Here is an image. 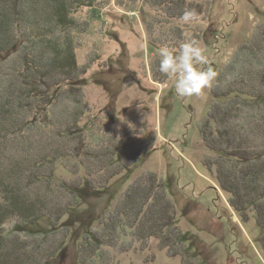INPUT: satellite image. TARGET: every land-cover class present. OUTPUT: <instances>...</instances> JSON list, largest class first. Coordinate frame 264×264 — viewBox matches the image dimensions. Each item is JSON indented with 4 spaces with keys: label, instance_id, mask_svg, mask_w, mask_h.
<instances>
[{
    "label": "rangeland",
    "instance_id": "obj_1",
    "mask_svg": "<svg viewBox=\"0 0 264 264\" xmlns=\"http://www.w3.org/2000/svg\"><path fill=\"white\" fill-rule=\"evenodd\" d=\"M119 1L124 0H112L95 17L88 9L79 11V23L70 25L67 32L53 28V21L43 20L35 28L22 21V29H9L0 37L9 44H18L0 55V97L35 96V91L24 87L18 77L24 74L22 77L31 83L30 73L22 72L26 56L40 54L47 42L68 50L72 44L68 60L75 56L76 73L86 70L73 84L76 89L69 84L53 89L54 102L38 115L41 119L49 114L54 121L57 119L59 127L41 126L8 142L15 147L13 151L18 148L21 154H32L39 161L42 158L41 171L45 175L40 177V190L49 192L45 199L52 212L68 203L75 206L66 210L59 234L58 230L50 233L48 219L22 228L15 227L13 218L19 217L12 216L5 228L7 236L12 237L9 243L28 256L30 251L35 255V248L37 254L44 252L42 257L51 255L58 243L66 244L45 264H81L84 252V264H264V229L252 209L240 213L232 207V196L218 181L219 166L210 165L218 154L203 139L206 124L211 123L216 131L225 128L210 121L209 114L220 117L214 107L218 105V111L232 108V100L218 101L215 92L242 79L239 74L243 68L249 74L264 71V0H194L204 3L205 13L199 19L167 24H159L162 17L143 0L130 5ZM29 5L22 3L29 13L28 20L40 21L37 17L41 13L32 14ZM86 22L90 26L84 32ZM177 26L186 36L197 37L208 60L201 67H211L217 73L212 85L199 96L179 97L175 78L158 70L160 47L181 44L176 40ZM45 29L51 33H44ZM250 58L253 63L244 66ZM50 69H54L53 75L60 74L58 69ZM233 102H238V108L226 128L237 136L235 129H244L246 124L245 146L263 148L264 98ZM9 111L18 113L17 109ZM83 135L86 139L82 142ZM115 143L116 161L110 166L114 155H105L110 154L107 146ZM50 146H62L65 152L48 157L53 154L48 153ZM138 148L145 153L132 167L125 168V162ZM5 158L0 154V171ZM227 162L221 165L227 168L235 164L233 160ZM228 169L238 172L233 166ZM114 171L118 175L111 178ZM152 176L158 179L155 203L142 209L136 221L129 211L128 220L122 219L128 193L138 181L146 182ZM30 179L33 182L35 177ZM87 179L94 182L96 190ZM80 183L83 186L78 202L71 187ZM31 184L28 186L38 185L37 179ZM25 191L30 193V189ZM3 203L6 206L7 201ZM151 211L157 212L158 220H168L175 214L174 224L165 226L158 235L152 230L150 234L146 227ZM180 232L183 234L179 240ZM110 233L114 239L108 237ZM98 237L112 246L94 244Z\"/></svg>",
    "mask_w": 264,
    "mask_h": 264
},
{
    "label": "trees",
    "instance_id": "obj_2",
    "mask_svg": "<svg viewBox=\"0 0 264 264\" xmlns=\"http://www.w3.org/2000/svg\"><path fill=\"white\" fill-rule=\"evenodd\" d=\"M111 1L112 0H0V37L1 35L6 34L7 31L22 29V21L27 22L26 25L33 28L41 24L43 20L45 22L49 21V23L53 21V28L59 27L61 28L59 30L67 32L70 25V27H72L75 22H78L79 16H77V13L79 11L88 9L91 13H93L91 14V17H95L96 14L101 11V9L103 10L105 6H108ZM124 1L127 2L128 5L136 2V0ZM124 1H119L118 3L126 5ZM143 1L145 5L154 9L158 16L162 17L159 19L161 21L158 22L159 24H167L172 21L181 20L180 17L186 9L194 10L196 13V19H199L205 13L204 3L194 0ZM23 2L24 5L25 2L26 4H30L29 7H32V14L35 13L39 16L41 13L42 16L40 15L37 17L40 21L35 22L36 20L33 19V21L28 20L30 19L29 16H27L29 13L27 14L26 10L23 9ZM97 4L100 5L99 8L96 6ZM84 25L85 27L83 28V31L86 32V28L90 25L88 22ZM21 32H23V30H21ZM48 32L51 33V31H47L45 29L44 33L47 34ZM175 35L177 36V42L181 41V43H183L191 40H195L197 42V37L186 36L184 29L181 26H177ZM2 40L4 39H0V55L4 52H10L18 46L17 42L9 44L7 40H4L3 42ZM72 46L73 45L71 44V46H69L71 50H68L61 45L58 46L57 44L54 46L52 43L50 44V42H47V46L44 47L43 51L41 49L40 54L35 56H26L27 65H25V67L23 65L22 72L25 73V70H27V72L30 73L29 75L32 76L30 79L31 83L26 79V76L22 77L24 76L23 73V75L20 74L18 80L19 82H24V87L30 86V90L35 91V96L0 97V154L6 157L3 161H1L2 171H0V183L2 184L0 186V197L2 198L0 204V264H45V262L48 261L47 259L55 256L56 253L66 245L58 243L57 248L53 250L51 255L46 254L43 257L41 254L44 252H39V254H37L38 251L35 248L33 250L35 252L34 256L31 255V251L29 256L24 255L17 245L9 243L12 237L7 236V229L5 228L12 216L19 217L13 218L16 219L15 227L22 228H30L34 225H38L42 220L48 219L50 220V233L55 234L58 230L56 234H59L58 232L59 229H61L60 226L62 225L60 223H62L61 221L67 213L66 210L75 206L73 203H68L64 206V208H62L63 212L61 210V206L59 207V211L52 212L50 206L48 205V200L45 199V197L49 198V192L46 193L40 190V185L43 184L40 182L42 180L40 177H44L45 175L41 171V164H44L43 160H41L42 158L39 161L38 158L35 159V156L32 154H21L18 151V148L13 151V148L15 147L13 146L12 148V146L8 143L18 138L20 134H27L29 130L34 131L36 128L41 126L44 127L45 125L53 124L59 127L57 119L54 121L49 114L47 115V118L41 119L40 117L38 118V115L42 110L48 108V106L54 102L56 96L51 94L53 89L62 88L65 84H69L70 88L76 89L77 87L73 84L79 82L81 75L86 73V70L81 71V74L76 73L74 70L77 68L75 56L71 55L73 60H68V55H70L69 52L71 51L72 53V48H74ZM167 46L173 49H178L179 47L178 44H171ZM252 50L256 51L255 49ZM251 60L252 59L250 58V60L243 65L248 67L249 64L253 63H251ZM258 61L261 62V59ZM263 63L264 61H262V64ZM52 67L60 71L58 76L53 75L52 71L54 69H50ZM239 76H241L242 79H240L237 83L234 85H228L225 89H218L215 92V97L218 98V101L222 98H227L229 99L228 101L232 100V108L229 110L223 109L222 111H218L217 109L219 106L216 105L214 110L216 111L215 113L220 114V117H218V115L212 116V114H209L210 121L213 120L217 126L221 124L223 127L225 126V128H223L222 131H220V127L217 128L218 134H216L217 131L214 126H212L211 123H208L206 124V129H203V139L206 146L211 151L218 154V157L212 160L210 165L213 164L219 166L217 174L218 181L221 187L232 196V207L240 213H246L252 209V211H254L257 215L258 225L264 229V147L259 149L254 146H245L244 138H246L247 135L243 132L246 129V124L244 129H240L242 127L235 129L237 136L232 134L229 128H226L230 118L232 120L235 108H238V102L235 105L233 100L235 101L238 99L240 102L243 99L250 98L252 101H261V99L264 98V71L257 74H249L248 71L243 68ZM9 108L17 109V115L13 114L15 111L10 112ZM36 121H38L39 124H36ZM262 133L261 139L264 141V129ZM114 134L116 135V131ZM215 134L217 137H215ZM85 139L86 137L83 135L81 141L83 142ZM211 139L213 141H211ZM52 140L56 141L57 139L53 137ZM107 147L110 154L105 155V157L110 158L112 156L111 154L114 155L112 159L110 158L109 162V165L112 166L114 165V161H116V143L111 146L113 149L110 146ZM145 151L146 150L143 148H138L136 152L132 153L131 159L124 164L125 168L132 167L145 153ZM63 152H65V150L62 146H58V148L50 146L48 153L53 154H50L48 157L53 158L54 154ZM226 159L229 160L230 163L232 160L234 161L235 164L231 163L230 166L235 167L238 172H232L228 169L230 167L229 165L227 168L226 166L221 165V163L225 164ZM109 169L111 170L112 168L109 167ZM52 174L55 176V173ZM116 174L118 175V172L114 171L111 178L115 177ZM31 176L33 178L35 177V180L37 179L38 185L29 187L32 185L31 183L35 181L33 180V182H31ZM3 178L6 181V184L3 183ZM109 178L110 177H108L107 180ZM149 179L150 180L142 183L138 181L128 193V198L126 199L127 202L124 206L122 205V219L128 220L127 215L129 211L130 216L132 213L136 216L134 218L136 221L138 216L141 215L140 212L143 211L142 209L149 204L151 206V204L155 203L153 198H156L154 196L157 195L156 193L158 189L155 188L158 179L155 176H152ZM29 181L31 183H29ZM87 182L92 190L97 189L92 180L87 179ZM82 186L83 183H80L71 187L72 194H74L76 201L78 202L81 200L78 193ZM160 187L161 184L158 183V188L160 189ZM38 188L39 190H37ZM26 189H30V193L25 191ZM21 194L27 201L23 200ZM4 200L7 201L6 206H4ZM152 200H154V202ZM168 211H170L169 207L167 209V212ZM175 219V214H173V216L168 220L161 218L158 220L157 212L154 211L153 213L151 211L149 213V219H147V231H149L150 234H152V232H156L158 235L159 233L164 232L165 226L168 227L169 225H173ZM127 226L131 228L133 223L131 222L130 224H127ZM110 231L112 232L113 230L111 229ZM182 234V232L179 233V240L182 238ZM108 237L114 239L113 233H110ZM143 237H145V235H143ZM175 237L177 236L175 235ZM94 244H97L98 246L102 244L112 246V244H106L104 239L100 237L96 239ZM85 253L86 252L81 254V264H84L86 261ZM92 256H95L94 253H92ZM34 257H37V259Z\"/></svg>",
    "mask_w": 264,
    "mask_h": 264
},
{
    "label": "clouds",
    "instance_id": "obj_3",
    "mask_svg": "<svg viewBox=\"0 0 264 264\" xmlns=\"http://www.w3.org/2000/svg\"><path fill=\"white\" fill-rule=\"evenodd\" d=\"M180 18L190 23L196 19V13L186 9ZM158 57L159 72L175 78V91L181 98L201 95L216 78L217 73L211 67H201L207 65L208 60L195 40L181 43L178 49L162 46Z\"/></svg>",
    "mask_w": 264,
    "mask_h": 264
}]
</instances>
